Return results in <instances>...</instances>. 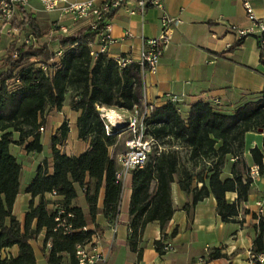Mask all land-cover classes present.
Returning a JSON list of instances; mask_svg holds the SVG:
<instances>
[{"label": "trees", "instance_id": "trees-1", "mask_svg": "<svg viewBox=\"0 0 264 264\" xmlns=\"http://www.w3.org/2000/svg\"><path fill=\"white\" fill-rule=\"evenodd\" d=\"M21 15L20 20L10 24L19 31V37L9 44L0 72V252L17 249L16 257L7 253L0 257V264H36L30 243L36 241L35 236L42 231L44 244L51 242L49 250L42 249L46 252L47 264H76L75 247L90 235L82 229L94 226L99 230L95 221L98 215H102L107 225L116 222L119 215L123 185L115 180L117 167L108 153L117 135L106 134L98 108L131 112L138 107L142 99L141 71L136 64L120 69L106 53L98 54L94 60L90 44L96 34L88 28L72 37L55 36L25 9H21ZM26 36H32L36 42L23 44L21 39ZM45 36L47 41L40 43ZM257 45L260 48L258 39ZM56 49L62 51L58 64L54 63ZM259 62L264 69L262 52ZM40 65L46 67V72ZM69 93L72 94L69 107L79 113L78 138L89 140L90 148L75 157L61 153L59 147L66 140L69 128L66 122L60 125L50 140L51 172L43 163L24 189L25 194L39 200L36 206L30 202L21 230L12 215V206L19 194L21 167L9 147L12 144L24 146L27 153L40 154L38 130L44 125L46 111H60ZM144 124L145 135L161 147V151L156 155L155 147L144 167L131 173L128 247L137 253L138 259L141 235L146 225L154 222L162 234L154 248L158 254L164 253L161 242L166 238L164 229L174 212L170 186L175 180L189 197L184 205L188 217L197 203L211 195L220 220L223 223L235 221L237 206L247 200L251 188L247 177L250 166L243 159L244 137L257 130L264 134V94L255 95L232 115L220 114L212 105L197 102L190 106L187 116L182 117L178 105L167 103L154 107ZM14 134L18 136L17 141H13ZM179 149L187 151L192 169L200 163L206 167L196 173L182 167ZM228 158L230 177L222 179ZM250 160L252 165L264 166V135L261 149L250 150ZM193 182L200 183L201 187H193ZM77 188L84 194L85 212L73 205ZM102 188V205L98 207ZM227 193L235 194L236 199L229 203L225 198ZM46 194L62 197V200L49 208ZM56 205L72 215L69 220L72 231L68 235L58 230L54 232ZM174 234L175 231L172 236ZM253 250L254 253L264 251L261 224ZM220 256L215 251L212 258Z\"/></svg>", "mask_w": 264, "mask_h": 264}, {"label": "crops", "instance_id": "crops-1", "mask_svg": "<svg viewBox=\"0 0 264 264\" xmlns=\"http://www.w3.org/2000/svg\"><path fill=\"white\" fill-rule=\"evenodd\" d=\"M66 1L82 3L88 0ZM105 1L96 0L98 4ZM251 4L255 17L264 22V0H252ZM26 11L36 18L42 28L55 36H63L58 30L60 26L68 29L66 37L75 36L87 28L86 21L73 22L59 13H45L35 0L29 1ZM163 12L179 18L181 23L172 32L169 47L161 57L156 71L153 74L145 73L141 77L140 105L161 107L168 103L167 96L173 95L181 99L178 108L182 117H186L190 106L197 102L208 105L217 102L215 108L218 113L232 115L237 107L251 101L255 95L264 94V69L259 62L257 40L254 37H246L238 43L234 33L230 31L231 26L241 30L250 27L238 0H164L163 10L148 7L143 12L130 3L118 10L109 21L112 43L107 47L106 55L114 61L117 58H126L131 64H136L143 42L157 37L162 30L160 17ZM21 18V13H18L14 21ZM45 41L46 36L40 39V43ZM10 43L0 38V72ZM92 50H100L97 37ZM60 58L56 57L54 63L58 64ZM50 111L48 116L45 114L44 132L40 133V154L27 153L24 146L12 144L9 147L11 155L21 167L19 194L12 206V215L20 224L21 230L30 202L36 206L39 200L25 194L24 189L43 163H46L47 170L51 172L50 140L60 125L66 122L69 128L66 140L59 147L61 153L75 157L90 148L89 140H81L77 135L76 120L79 113L67 106H63L58 112L56 109ZM53 113H56V116L51 117ZM262 135V130H257L246 133L244 137L243 159L248 166H252L250 150L261 149ZM17 139L18 136L14 134L13 141ZM124 151L121 137H117L116 143L109 148V157L113 159L116 154ZM230 164L228 158L222 170V179L230 177ZM116 167L118 170L119 167ZM126 180L127 177L123 185ZM192 186L199 189L201 184L193 182ZM130 194L131 174L128 184L122 189L116 234L112 243V235L105 219L102 215L96 217V225L103 235L104 249L109 250L106 264H250L249 253L254 252L253 242L259 224L262 226L264 242V217L257 221L253 216L255 202L264 198V178L250 188L247 200L237 206V217L232 223H223L220 220L216 212V202L211 195L197 203L188 217L184 205L189 201V197L180 190L175 180L170 186L174 212L164 229L166 238L161 242L164 246L171 247V250L162 255L156 252L154 244L161 241L162 234L156 222L150 223L146 225L138 242V249H141L140 259L137 253L130 251L128 247ZM44 197L50 203L49 208L62 200V197L51 194ZM102 198L103 188L99 192L98 207L102 205ZM225 198L231 203L236 199V195L227 193ZM73 205L84 212L87 209L84 194L79 188ZM40 235L44 236V231ZM32 243H35L37 248ZM30 244L36 264H47L46 252L40 247V242L32 241ZM215 251L221 256L212 258ZM7 253L16 257V247L1 251L0 257ZM261 253L264 254V251Z\"/></svg>", "mask_w": 264, "mask_h": 264}, {"label": "built area", "instance_id": "built-area-1", "mask_svg": "<svg viewBox=\"0 0 264 264\" xmlns=\"http://www.w3.org/2000/svg\"><path fill=\"white\" fill-rule=\"evenodd\" d=\"M30 0H0V32L5 30L6 34L19 37L17 30L10 27L12 21H14L16 15L21 13V9L29 8ZM37 1L42 10L45 13H59L60 16H67L71 21H86L87 28L91 33H95L97 39L100 42L99 52L92 50L93 43L90 44V55L96 59L100 53H105L107 47L112 43L110 36V19L120 9L132 3L135 8L143 12L148 7L163 10L164 0H106L105 2L98 4L96 0H88L82 3H69L66 0H35ZM245 12L246 19L250 23V27L245 30L237 29L234 26L230 27L236 37L237 42L242 41L246 37H254L256 40H260V52L264 53V22L257 19L253 13L252 0H238ZM132 12V11H131ZM160 23L162 30L159 35L153 39H148L143 42L140 49V57L136 63L140 67L141 77L145 73L153 74L160 62L161 57L167 51L171 34L175 31L181 23V20L177 17H171L167 13L163 12L160 17ZM61 35L67 36L68 29L66 27H58ZM53 35V33L51 34ZM21 42L26 45H32L36 41L32 36H26L21 39ZM55 56L60 58L62 51L56 50ZM32 62L37 60L32 59ZM118 67L124 69L131 64L129 59L117 58L115 59ZM41 69L46 72V67L40 65ZM52 71V70H51ZM180 97L169 95L167 96V102L173 105L180 103ZM217 102L212 104L215 107ZM152 105H139L134 107L131 112L123 110H112L105 108H98L99 116L104 121V129L107 135L116 134L120 137L124 133H128L129 137L124 140L123 145L125 151L123 153L116 154L113 158L115 164L119 167L115 172V180L121 182L122 185L126 177L134 170L142 169L146 164L149 155L156 148V155L161 151V147L145 135L144 121L149 117L153 110ZM108 112H114L120 118L124 120L125 125L118 127L120 124L113 125L111 121L106 119ZM118 122V120L116 121ZM39 133L44 132V127L39 128ZM247 177L250 180V186L256 185L261 178H264V166L258 167L252 165L248 169ZM55 196V195H52ZM55 207V206H54ZM255 210L253 211L254 218L259 221L264 217V198L256 201L254 204ZM55 216V229L60 231L63 235H68L72 231V225L69 220L72 218L70 213H66L64 209L56 205ZM113 238L116 234L117 224L107 225ZM83 232L89 233V237L78 244L74 250V259L76 264H106L108 249H104L103 235L100 230L94 226H88L82 229ZM40 247L44 250L51 248V242L46 244L42 241ZM171 250L168 245L164 246L163 251ZM250 264H261L264 262V254L262 253H249Z\"/></svg>", "mask_w": 264, "mask_h": 264}, {"label": "rangeland", "instance_id": "rangeland-1", "mask_svg": "<svg viewBox=\"0 0 264 264\" xmlns=\"http://www.w3.org/2000/svg\"><path fill=\"white\" fill-rule=\"evenodd\" d=\"M0 38H4L5 40H7L8 43H10V42H12L13 40L16 39V37L12 36L11 34H6L5 30H3L2 33H0ZM71 96H72L71 93H69L67 95L63 106L69 107ZM50 112H51L50 110H47L46 111V115L48 116ZM55 114L56 113H53L51 115V117L56 116ZM120 137H121L122 142H124V140H126L129 137V135H128V133H124ZM179 155H180V159H181V166L185 167V168H188V169H191L194 173H196L197 171H200L203 167H206V165H203L202 163H200V164H198L197 167H195V169H192L194 166H193L192 163H190L188 161V153H187V151L184 150V149H179ZM129 175L127 176V180H126L125 184L122 186V189L124 188V186H126L128 184ZM35 240H36V242L38 241V242L41 243L43 241V236L42 235H37V236H35ZM32 245H34L35 248H37L35 243H32Z\"/></svg>", "mask_w": 264, "mask_h": 264}, {"label": "bare ground", "instance_id": "bare-ground-1", "mask_svg": "<svg viewBox=\"0 0 264 264\" xmlns=\"http://www.w3.org/2000/svg\"><path fill=\"white\" fill-rule=\"evenodd\" d=\"M106 119H108L109 121H111V123L113 125L119 123L120 125L118 127H123L125 125V121L124 120H119L120 118L113 111L112 112H108L107 111ZM117 120H118V122H116Z\"/></svg>", "mask_w": 264, "mask_h": 264}]
</instances>
